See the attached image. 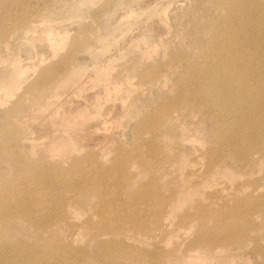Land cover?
<instances>
[{"label": "rangeland", "instance_id": "1", "mask_svg": "<svg viewBox=\"0 0 264 264\" xmlns=\"http://www.w3.org/2000/svg\"><path fill=\"white\" fill-rule=\"evenodd\" d=\"M226 27L252 60L254 105L228 117L250 165L211 149L224 111L198 92ZM0 217V264H264V0H0Z\"/></svg>", "mask_w": 264, "mask_h": 264}, {"label": "bare ground", "instance_id": "2", "mask_svg": "<svg viewBox=\"0 0 264 264\" xmlns=\"http://www.w3.org/2000/svg\"><path fill=\"white\" fill-rule=\"evenodd\" d=\"M223 32H225L226 35L229 36L227 38L228 45L227 44L224 45V47H223V49L225 48L224 54L220 53V54H222L220 58L217 55L218 56L217 58H219L218 59L219 61H217L214 64L213 63L207 64L204 61V63L198 64V66H197L202 71V76H204L202 79L204 80V83H205V84H203V86H200V88L198 89V92L200 90L202 95L206 96V98H208V100L212 102L211 103L212 106L210 105L211 108H213V106H214V108L218 109V112L220 110L224 111V112H222V114L216 116L217 117L216 119H218L219 122L217 123L218 128L215 131V133L216 132L217 133L213 134L214 137H213V143H212L211 149H214V148L216 149L221 145L219 142L220 141L219 138L221 136L229 137L226 146L224 145L225 147H223V148L221 147V154H224L223 156H226V158H229L230 160H232L236 163H240V164L246 163V165H250V163L253 162L255 159V157H254V154H255L254 153V140L252 139V138H254V136L250 135L249 133L246 134L243 129L240 132H239V130H237L239 132V135L242 138L240 141H235V137H233V136H234L236 130H235V127H234V124L232 123V121L238 116L245 115L246 110L250 109V108L252 109V107L254 105L252 102V96H253V92H254V84H253L252 75H251V71H250V67L252 66V60H251L250 55H246V54L245 55L244 54L236 55L237 53L231 54L230 51H232V50L243 51L242 50L243 48L241 46V42L237 39V37L234 36L235 34L232 35V37H230L231 33H230L229 29H227V27L224 28ZM247 50H248V48H247ZM239 59H241L242 62H240L238 64ZM239 67H242V68L238 69ZM206 82H214L215 84L210 85ZM203 98H205V97H203ZM212 112H213V110H212ZM252 113H254V112H252ZM228 117H231L234 119L230 120ZM248 123H249V121H248ZM214 126H216V125H214ZM219 135H220V137H219ZM185 145H188V144H185ZM185 149H187V148H185ZM187 150H189V149H187ZM218 151H220V150L218 149ZM209 153H208V155H209ZM186 154H187V152H186ZM221 154H220V156H221ZM210 160H211L210 157H208L207 163H209ZM249 180H248V182H249ZM250 182H251V180H250ZM253 182H254V180L251 183H253ZM89 186L94 187V184L90 183ZM252 186L253 185H250V187H252ZM172 195H173V193H172ZM253 196H254V190H251L248 194H246V196L243 199L237 197L236 202L240 203L241 200H244L245 202L249 203L252 201ZM42 199L49 202V204L52 202V201H50L51 199H49L45 196H43ZM39 200L40 199H38V201ZM65 200L66 201H63L62 203L57 202L58 204H55V203L50 204L53 208V209L52 208L51 209L54 210L56 213L55 220H54L55 223H58V224L60 222L61 223H67V222H71L72 220H75L74 216H73L74 213L72 211V206L73 207L79 206L81 203L88 204V201L83 199V197L80 195H74L71 198H69L68 200L67 199H65ZM241 203H243V202H241ZM151 206H152L151 210L153 211L154 214L158 213L161 209H163V204L159 203V202L152 203ZM193 211L194 212H190V213L183 215L180 219V223H187L190 221H196V222L201 223L203 225L204 221L206 220L207 217L212 216L213 214H215L217 212L215 210H207V209L201 210L199 213L195 212V210H193ZM12 212H15V211H12ZM15 214H16V212H15ZM31 214H33V213H31ZM40 215L44 216V215H46V212L40 210ZM99 216L101 217L99 224L94 223L92 221V218L88 217V218L84 219L82 225L87 227V229L91 230V231L94 230L95 228L106 229L107 227H109V223H108L109 220L105 219L104 214L100 212ZM0 219H1V217H0ZM135 219H137V218H134V221H135ZM157 224H159V227H161V228L166 226L165 221L162 219H159ZM45 226L48 228L50 225L48 223L47 224L45 223ZM133 227L138 232H146V229L143 226L139 225L138 223H135L133 225ZM147 230H148V228H147ZM75 232H73V233H75ZM76 237H77V234H76ZM108 241L109 240H107L106 242H108ZM43 247H44L43 245L42 246H35V249L40 250ZM75 254L76 253H73L72 256L74 257ZM42 255H44V253ZM72 256H71V258H72ZM35 260H37V258ZM30 261L34 262L32 260H30ZM27 262H29V261H27ZM35 262H37V261H35ZM35 264H37V263H35Z\"/></svg>", "mask_w": 264, "mask_h": 264}]
</instances>
